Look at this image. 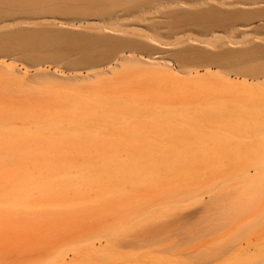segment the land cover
<instances>
[{
	"label": "rangeland",
	"instance_id": "374dc122",
	"mask_svg": "<svg viewBox=\"0 0 264 264\" xmlns=\"http://www.w3.org/2000/svg\"><path fill=\"white\" fill-rule=\"evenodd\" d=\"M159 7L137 18L125 15V22L113 25L23 10L4 14L0 6V111L5 116L0 156L6 157L0 158V193L12 190L16 181L36 183L43 172L61 173L73 165L74 174L106 154L125 160L127 153H148L153 146L164 155L175 153L181 174L164 179L157 191L132 189L129 199H98L101 188L114 187L112 182L84 191L54 189L37 199H0V264H264V133L247 138L229 131L224 137L215 122L209 124L207 144L200 146L203 133L140 119L105 124L102 133L80 132L75 139L41 132L46 122L67 116L87 123L96 103L107 115L120 102L183 110L201 107L200 100L213 102L214 95L216 103L227 104L230 97L244 100L254 89L264 90L261 77L239 76L232 72L242 71L210 57L227 48L260 46L264 37L244 31L248 28L221 39L190 29L169 34L171 24H184L171 16L189 7ZM50 31L133 44L61 53L21 42L25 35ZM182 50L183 60L177 56ZM78 194L84 199L71 198Z\"/></svg>",
	"mask_w": 264,
	"mask_h": 264
},
{
	"label": "bare ground",
	"instance_id": "6f19581e",
	"mask_svg": "<svg viewBox=\"0 0 264 264\" xmlns=\"http://www.w3.org/2000/svg\"><path fill=\"white\" fill-rule=\"evenodd\" d=\"M161 3H166V6L181 4L189 7L184 10L182 15L171 16L174 23L183 22L184 24L178 28L171 24V29L167 32L169 34L190 29L206 37L218 34L217 39H221L239 32V28H248L244 31H253V35L256 34L254 36L259 39L264 37V0H0V6L6 9L4 14L8 11L23 10L31 14L36 13L41 17L71 15L79 21H107L113 25L120 19L125 22V15L137 18L139 12L146 13L145 10L159 7ZM163 18L166 17L163 16ZM164 27L168 28L167 25ZM240 33L242 32L240 31ZM213 37L214 40H217L214 35ZM260 41L264 43V38ZM21 42L23 45L32 47L40 45L52 47L61 53L87 52L97 44L107 46V50L114 51L123 42L130 45L132 43L130 40L112 39L103 35L86 37L55 31L28 34L22 37ZM248 44L245 43V45ZM213 45L216 44L213 43ZM209 46L214 48L210 44ZM221 50L223 49L221 48ZM185 53L182 50L177 53V56H182L180 58L183 60ZM192 54L194 57L196 56L194 53ZM186 55L188 56V54ZM207 55L205 57L207 60L211 57L213 61L224 68L243 72L234 71L232 73L240 74L239 76L242 77H247L250 74V78L261 77L264 80V44L247 46V48L245 46L238 50H228L227 48L220 53L214 52L212 55L207 53ZM200 56V54L197 55L198 59H202ZM88 57L85 58L87 62H89ZM89 60H91L90 57ZM167 75L172 76V72L169 71ZM236 75L233 74V76ZM220 81L225 83L226 80L221 79ZM216 97L215 95L212 97L213 102L200 100L201 107L196 105L194 109L183 110L175 109L174 105L166 107L167 104L164 106L160 103L138 105L131 102H120L112 115L105 114L99 109L101 104L96 103L90 106V121L87 123H78L73 117L67 116L65 119L46 122L41 132L44 135L75 139L80 136V132L102 133L105 124H118L125 121L134 123L140 119V121L148 122L147 125H150L152 121L166 120L180 124L183 128H187V131L203 133L198 135L201 139L198 143L200 146L207 144L206 140L210 136L208 134H211L209 124L215 122L221 125L219 129L224 133V137H228L229 131L238 132L247 138L264 133L263 87L254 89L250 96L243 98L244 100L238 99L239 97H230L229 99L233 101L228 100L227 104L216 103ZM195 101L199 103V100ZM4 117L0 111V132H2ZM174 157L175 153L173 152L162 154L158 151L157 146H153L148 153H127L125 160H121L113 153L106 154L100 158L99 163L74 169V174L71 171L73 165H70L61 173L43 172L36 183L32 180L28 184L16 181L12 190L0 193V199H12L11 201L14 199H37L39 194L44 195L54 189L67 192L84 191L93 186L110 182L114 183V187L110 185L108 189L101 188L102 194L97 195L98 199H129L132 189L134 191V189L143 187L157 191L162 186V181L164 183L174 176H180L178 167L174 166ZM0 158L6 160V157L0 156ZM260 173L263 174L264 171ZM242 174L245 173L242 172ZM249 182V180L245 181V183ZM75 196H79V194L73 195L71 198L84 199ZM154 212L156 213L155 210Z\"/></svg>",
	"mask_w": 264,
	"mask_h": 264
}]
</instances>
